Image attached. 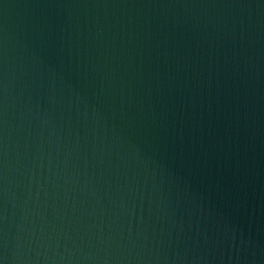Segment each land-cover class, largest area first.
<instances>
[{"label":"water","instance_id":"obj_1","mask_svg":"<svg viewBox=\"0 0 264 264\" xmlns=\"http://www.w3.org/2000/svg\"><path fill=\"white\" fill-rule=\"evenodd\" d=\"M0 264H264V0H0Z\"/></svg>","mask_w":264,"mask_h":264}]
</instances>
